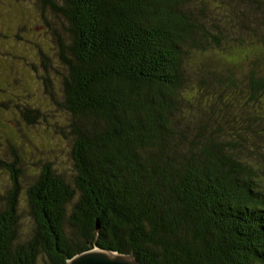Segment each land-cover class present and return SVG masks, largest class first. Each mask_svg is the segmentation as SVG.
<instances>
[{
  "label": "trees",
  "instance_id": "obj_1",
  "mask_svg": "<svg viewBox=\"0 0 264 264\" xmlns=\"http://www.w3.org/2000/svg\"><path fill=\"white\" fill-rule=\"evenodd\" d=\"M38 1L73 173L42 166L22 233L21 159H0V264H67L95 246L147 264H264V0Z\"/></svg>",
  "mask_w": 264,
  "mask_h": 264
},
{
  "label": "rangeland",
  "instance_id": "obj_2",
  "mask_svg": "<svg viewBox=\"0 0 264 264\" xmlns=\"http://www.w3.org/2000/svg\"><path fill=\"white\" fill-rule=\"evenodd\" d=\"M46 17L56 23L50 12ZM52 37L42 19L38 0H0V159L11 163L12 148L21 159L25 177L21 197L25 209V218L20 221L22 233L29 230L31 223L27 215L30 210L27 188L42 166L51 162L67 176L73 173L70 141L54 130L55 122L60 124L65 119L48 95L52 92L58 97L62 93L58 73L62 71ZM41 53L56 69H52L50 88L44 86L46 74ZM230 61L238 63L242 57ZM25 107L38 108L48 114L49 124L28 126L22 114ZM9 174L7 169L0 167V191L3 193L4 188L10 186Z\"/></svg>",
  "mask_w": 264,
  "mask_h": 264
},
{
  "label": "water",
  "instance_id": "obj_3",
  "mask_svg": "<svg viewBox=\"0 0 264 264\" xmlns=\"http://www.w3.org/2000/svg\"><path fill=\"white\" fill-rule=\"evenodd\" d=\"M67 264H147L138 261L133 254L103 250L95 246L93 249L76 255Z\"/></svg>",
  "mask_w": 264,
  "mask_h": 264
}]
</instances>
